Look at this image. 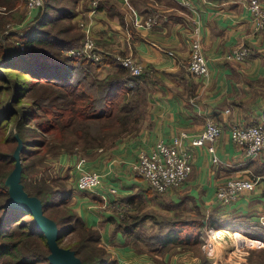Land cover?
I'll list each match as a JSON object with an SVG mask.
<instances>
[{
	"label": "crops",
	"instance_id": "0c3cea01",
	"mask_svg": "<svg viewBox=\"0 0 264 264\" xmlns=\"http://www.w3.org/2000/svg\"><path fill=\"white\" fill-rule=\"evenodd\" d=\"M92 1L81 3L75 21L79 28L81 22L89 26L103 56L131 55L143 67L136 86L147 105L133 134L85 154L62 153L50 160L53 175L64 179L71 191L69 206L77 218L100 230L102 246L112 263L213 264L215 257L203 249L208 233L229 230L237 235L249 233L255 246L238 259L231 254L234 242L228 237L220 244L226 252L222 262L245 264L252 250L264 249V238L260 237L264 234V158H247L231 137L235 126L264 122V32L255 30L249 0H190L189 5L183 0H97L93 14ZM39 10L29 15L26 7L21 8L19 14L26 15L24 27ZM149 17L158 20L151 30L144 26ZM197 35L208 60L207 77L188 71L191 42ZM242 47L249 49L244 61L229 58ZM114 71V67L106 66L97 73L104 77ZM209 119L221 125L223 134L215 144L191 148L192 172L182 187L157 193L134 172L133 165L142 151L150 152L160 141L171 143L181 133L190 138L198 136ZM185 146L190 147L186 140ZM211 146L218 162L212 160ZM81 160L83 171L98 172L103 177L94 192L76 188ZM237 178L254 179L255 189L229 204L221 203L216 195L218 186ZM111 188L117 189L116 196L109 195ZM106 194L107 201L103 199ZM115 204L129 207L128 213L121 216ZM137 212L178 220L200 217L205 242L197 253L181 247H173L161 257L139 253L120 229L123 220ZM147 224L149 231H168L159 230L151 221Z\"/></svg>",
	"mask_w": 264,
	"mask_h": 264
},
{
	"label": "trees",
	"instance_id": "16d2710c",
	"mask_svg": "<svg viewBox=\"0 0 264 264\" xmlns=\"http://www.w3.org/2000/svg\"><path fill=\"white\" fill-rule=\"evenodd\" d=\"M88 1L44 0L29 26L19 29L12 25L15 29L11 30V24L23 18L19 8L26 7V1L0 0L1 144L14 145L9 152L0 148V259H5L2 264H50L47 239L36 227L33 216L8 206L5 181L16 163V134L24 142L25 189L43 201L45 214L55 220L59 229L64 222L69 223V230L60 229V245L66 236L76 234L74 244L65 248L75 250L85 264H116L101 246L100 230L77 218L69 206L71 191L64 179L53 177L49 181L46 176H30L62 153L85 154L133 134L146 109L145 95L138 84L133 91L128 90L129 72L115 56L107 54L94 62L85 56L70 55L71 50L84 43L85 33L75 18L81 3ZM106 66L115 71L101 77L97 72ZM51 205L50 216L46 208ZM148 221L159 230L168 231H149ZM120 229L137 252L160 257L173 247L197 253L205 242V225L200 217L178 220L153 212H137L123 220ZM245 264H264V249L252 250Z\"/></svg>",
	"mask_w": 264,
	"mask_h": 264
},
{
	"label": "built area",
	"instance_id": "2783aa9c",
	"mask_svg": "<svg viewBox=\"0 0 264 264\" xmlns=\"http://www.w3.org/2000/svg\"><path fill=\"white\" fill-rule=\"evenodd\" d=\"M26 9L29 15L35 10L40 9L44 5V0H25ZM187 5L190 0H183ZM91 13H95L98 8V1L93 0L91 3ZM251 19L256 31L264 32V3L260 0H249L248 5ZM5 8H1V11ZM158 24L156 17H149L145 21V28L151 30ZM81 28L85 31V40L81 47L71 50V56H85L94 62H99L103 58V53L98 49L96 40L91 37L90 28L85 22L80 23ZM15 28L12 27L11 30ZM249 55V49L246 47L235 49L230 55V59L236 61H244ZM115 59L129 72V80L126 87L129 91H133L136 87L137 80L143 74V67L131 55H115ZM188 71L198 77H207L209 75L208 60L205 56L202 39L197 35L191 42L190 61L188 63ZM223 134V128L216 121L209 119L203 131L194 137H189L186 133H181L175 137L171 143L164 141L158 142L150 152L142 151L136 163L133 165L134 172L142 179L146 180L152 188L158 193H166L172 189L182 187L192 172L193 152L191 148L204 146L207 143L215 144ZM232 140L237 144L247 158L255 159L258 157L264 158V122L251 126H235L231 132ZM185 140L188 141L190 147L185 146ZM214 147L211 146L209 151L212 155V160L218 162L215 155ZM84 160H81L77 168L81 170L76 188L79 191H96L103 182V177L98 172L83 171ZM257 181L248 178H237L227 181L218 186L217 198L223 204H229L236 200L240 195L255 189ZM117 189H109V195L116 196ZM103 199L107 201L108 195H104ZM119 210L121 216L128 213L129 207H119L114 205ZM264 225V218L261 220ZM209 231L208 239L203 245V249L210 257H215L213 264H224L222 258L225 253L220 247L224 239H228L229 235L225 232L221 238H217V233ZM234 250L231 252L233 257L241 259L245 255L248 248L254 246L253 241L242 233V239L234 238Z\"/></svg>",
	"mask_w": 264,
	"mask_h": 264
},
{
	"label": "water",
	"instance_id": "95a60500",
	"mask_svg": "<svg viewBox=\"0 0 264 264\" xmlns=\"http://www.w3.org/2000/svg\"><path fill=\"white\" fill-rule=\"evenodd\" d=\"M16 139L18 145L14 151L15 167L5 181L9 191L8 206L27 211L33 216L36 227L44 233L47 239L50 264H85L77 256L75 250L60 245L59 240L62 235L58 224L45 214L43 201L38 196L30 195L25 189L22 182L24 142L18 134H16Z\"/></svg>",
	"mask_w": 264,
	"mask_h": 264
},
{
	"label": "rangeland",
	"instance_id": "374dc122",
	"mask_svg": "<svg viewBox=\"0 0 264 264\" xmlns=\"http://www.w3.org/2000/svg\"><path fill=\"white\" fill-rule=\"evenodd\" d=\"M20 11H21V7L19 8V13H20ZM23 15V18L20 20V21H18L19 23H15V22H13L12 24H11V29H12V25H14L15 27L18 25V26H20L19 28H23L24 27V25H23V23L20 25V22H22V20L24 19V17H25V14L23 13L22 14ZM26 19V18H25ZM28 26L30 25V23L28 22V23H26ZM26 25V26H27ZM1 135H2V133L0 132V144H1ZM0 148H1V150L2 151H5V152H9V151H12V149L14 148V145H11V144H1L0 145ZM50 166V163H48L47 165H43L42 167H39V169H41V171H39V172H37V173H31L30 174V176L31 177H33V179H34V177H37V179H40L41 177H43V176H46V178H49V181H51V178H53V177H55L54 175H53V171H52V168L50 167V169L48 168L49 166ZM48 168V169H47ZM53 211V205H51L49 208H46V212H47V214L48 215H50L51 216V212ZM60 229L63 231V229L64 230H69V223H67V222H64L63 224H62V226L60 227ZM40 230V229H39ZM41 231V230H40ZM220 232H222V231H220ZM77 240V235L76 234H70V235H68V236H66L65 238H64V240L62 241V246L63 247H66L67 245H70V244H74V242ZM101 246H102V243H101ZM255 246V245H254ZM4 260L5 259H0V264H2V262H4Z\"/></svg>",
	"mask_w": 264,
	"mask_h": 264
},
{
	"label": "bare ground",
	"instance_id": "6f19581e",
	"mask_svg": "<svg viewBox=\"0 0 264 264\" xmlns=\"http://www.w3.org/2000/svg\"><path fill=\"white\" fill-rule=\"evenodd\" d=\"M224 234L225 233H223V232H218L216 235H217V238H221V236L224 235ZM227 235H229V237L231 238V240H233L234 238H236V239H242V235H239V234L237 235V233L231 234L229 232Z\"/></svg>",
	"mask_w": 264,
	"mask_h": 264
}]
</instances>
